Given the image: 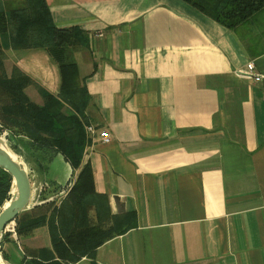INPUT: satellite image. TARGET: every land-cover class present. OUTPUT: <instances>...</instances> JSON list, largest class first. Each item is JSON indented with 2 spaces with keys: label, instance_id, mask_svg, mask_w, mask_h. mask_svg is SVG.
I'll return each instance as SVG.
<instances>
[{
  "label": "crops",
  "instance_id": "obj_1",
  "mask_svg": "<svg viewBox=\"0 0 264 264\" xmlns=\"http://www.w3.org/2000/svg\"><path fill=\"white\" fill-rule=\"evenodd\" d=\"M45 2L56 27L77 26L90 39L72 59L90 97L84 127L109 137L86 134L82 158L105 197L96 199L104 227L132 216L94 250L95 264H264V8L227 29L182 0ZM1 41L15 66L58 93L42 50ZM16 147L38 180L16 217L27 219L42 204L57 207L78 171L59 154L45 165ZM41 248H50L46 224L1 246L9 264Z\"/></svg>",
  "mask_w": 264,
  "mask_h": 264
},
{
  "label": "trees",
  "instance_id": "obj_2",
  "mask_svg": "<svg viewBox=\"0 0 264 264\" xmlns=\"http://www.w3.org/2000/svg\"><path fill=\"white\" fill-rule=\"evenodd\" d=\"M182 1L227 29L237 27L264 8V0ZM2 37L10 50L39 49L49 57L59 75L56 95L41 88L15 65L6 72ZM88 43V34L81 28L56 27L45 0H0V133L17 138L27 151L42 154L45 165L59 154L72 172L78 171L57 207L48 202L36 207L34 217L15 219L17 239L46 224L50 241V248L23 256L19 264H73L82 257L95 264L94 250L130 228L131 214L115 217L110 226L104 227L106 216L96 199L105 197L95 194L91 167L82 164L89 142L84 120L90 97L79 83L72 53L88 49ZM35 93L41 104L30 97ZM9 149L18 155L16 146ZM38 158L33 157L36 163L41 162ZM11 186L10 175L0 168V208L10 200ZM90 211L94 212L93 219ZM0 256L9 264L1 249Z\"/></svg>",
  "mask_w": 264,
  "mask_h": 264
},
{
  "label": "water",
  "instance_id": "obj_3",
  "mask_svg": "<svg viewBox=\"0 0 264 264\" xmlns=\"http://www.w3.org/2000/svg\"><path fill=\"white\" fill-rule=\"evenodd\" d=\"M11 153L0 147V168L10 175L12 186H14L17 192L16 196L11 198L6 206L3 205L0 211V236L6 225L12 222L18 213L26 207L30 197V181L28 175L14 153V158H11ZM113 202L116 213H123V204H119L117 198H113ZM0 264L6 263L0 259Z\"/></svg>",
  "mask_w": 264,
  "mask_h": 264
},
{
  "label": "rangeland",
  "instance_id": "obj_4",
  "mask_svg": "<svg viewBox=\"0 0 264 264\" xmlns=\"http://www.w3.org/2000/svg\"><path fill=\"white\" fill-rule=\"evenodd\" d=\"M58 28V27H57ZM67 28V27H66ZM88 48H89V45H90V39H89V36H88ZM13 51H22V50H13ZM5 69H6V72L7 73H9L10 72V70H11V68H12V66L13 65H15V60L13 59V58H11V59H8L7 58V56H5ZM33 89V88H32ZM30 91H31V88L29 89ZM7 135V133L6 132H3V133H0V147H2V148H4V149H6V150H8V151H10V153L12 152L10 149H9V144H8V142L6 141V136ZM10 143V142H9ZM12 145V144H11ZM16 145H18V143H16L15 144V146ZM17 148V147H16ZM11 155H12V157L14 158V154H13V152L11 153ZM16 155V154H15ZM16 157H17V159H18V161H20L21 162V165L23 166V168L25 169V171H26V173H27V175H28V179H29V181L31 182V183H34V184H37V182H38V180H37V178H36V174L35 173H33L32 171H31V168L27 165V164H25V160L24 161H22L21 160V158H19L17 155H16ZM12 187V186H11ZM12 189V188H11ZM30 189H32L31 188V185H30ZM15 197V196H14ZM13 196H12V190H11V198H14ZM10 198V199H11ZM6 203H8V201L7 202H5L4 203V206H5V204ZM3 207V206H2ZM2 207L0 208V211L2 210ZM16 219V218H15ZM15 219L13 220V222H14V224H15V226H16V222H15ZM15 226H14V233H15ZM5 235H7L6 237H5ZM12 239L13 241H15L16 242V240H17V238H16V234H15V239H14V237L11 235V234H9V233H6V234H4V233H2L1 234V236H0V249H1V246H2V242L5 240V239ZM2 250V249H1ZM29 256V255H28ZM0 259H1V261L2 262H4V263H6V264H8L7 262H5L2 258H1V256H0Z\"/></svg>",
  "mask_w": 264,
  "mask_h": 264
},
{
  "label": "built area",
  "instance_id": "obj_5",
  "mask_svg": "<svg viewBox=\"0 0 264 264\" xmlns=\"http://www.w3.org/2000/svg\"><path fill=\"white\" fill-rule=\"evenodd\" d=\"M249 69H252V64H249L248 66ZM256 80H258L259 78H255ZM84 130H85V133L90 135V136H95L97 135V137L103 141V142H106L108 141V134L106 132H101V133H98L96 128L92 125H88L86 127H84ZM14 222H10L9 224L6 225V227L4 228V231H2V233L6 234V233H9L11 234L14 239H15V233H14Z\"/></svg>",
  "mask_w": 264,
  "mask_h": 264
},
{
  "label": "bare ground",
  "instance_id": "obj_6",
  "mask_svg": "<svg viewBox=\"0 0 264 264\" xmlns=\"http://www.w3.org/2000/svg\"><path fill=\"white\" fill-rule=\"evenodd\" d=\"M10 155H11V154H10ZM11 158H13L12 155H11ZM16 194H17V192H16L14 186H12V196L14 197V196H16ZM7 204H8V203H6L5 206H6Z\"/></svg>",
  "mask_w": 264,
  "mask_h": 264
}]
</instances>
